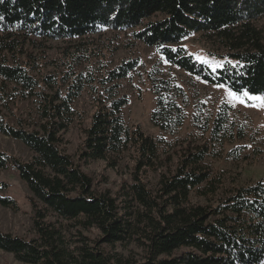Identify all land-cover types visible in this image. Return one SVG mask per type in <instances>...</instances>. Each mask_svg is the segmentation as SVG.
<instances>
[{
	"label": "trees",
	"instance_id": "1",
	"mask_svg": "<svg viewBox=\"0 0 264 264\" xmlns=\"http://www.w3.org/2000/svg\"><path fill=\"white\" fill-rule=\"evenodd\" d=\"M263 19L264 0H0V133L33 154L22 161L0 151V171L12 167L27 185L34 231L32 238L0 231V251L24 264H264V181L213 199L204 165L211 151L188 145L177 166L162 173L155 188L148 186L146 177L160 169L167 141L126 123L130 100L113 85L130 79L138 61L110 71L102 67L107 91H87L95 79L83 80L76 71L89 60L80 43L71 47L75 51L66 49L65 72L45 73L44 67L48 42L72 44L107 31H131L132 39L172 66L213 85L261 95ZM195 32L224 50L225 70L213 73L187 53L181 43ZM29 43L40 53L34 55ZM160 73L156 66L150 73L152 123L172 137L185 125L188 98ZM84 94L93 98L95 110L73 156L64 136L78 119L75 104ZM19 102L32 104L36 116L12 125L6 112ZM234 115L227 103L215 115L199 107L193 127L204 128L213 144L229 146L246 136ZM243 150L236 147L227 158L239 161ZM130 151L132 184L116 196L99 190L86 166ZM6 188L0 182V191ZM193 194L215 205L195 202ZM0 204L19 211L12 197L0 195Z\"/></svg>",
	"mask_w": 264,
	"mask_h": 264
},
{
	"label": "rangeland",
	"instance_id": "2",
	"mask_svg": "<svg viewBox=\"0 0 264 264\" xmlns=\"http://www.w3.org/2000/svg\"><path fill=\"white\" fill-rule=\"evenodd\" d=\"M262 23L264 24V19ZM76 43H80L82 49H87L86 54L89 56V60L76 71L84 74L83 80L89 82L95 79L93 82L87 83V91H107L110 87L106 84V72L102 73V67L105 66V69L110 71L122 62L138 61L139 66L130 79L118 81L113 85H117L118 91H121V94L126 95L130 100L129 105L123 111L126 123L130 126H140L147 136L163 137L167 141L168 148L165 150L167 153L161 157L164 160L160 169L146 177L149 187L155 188L160 175L177 166L183 155L181 151L186 149L188 145H207L211 151L204 165L211 175V183L208 187L215 193L213 199L220 200L236 188L264 181V109L243 105L233 107L228 102V96L224 89L218 88L217 85L210 84L201 78L197 79V76L165 63V59L154 48L147 47L132 39L131 31H107L98 36L88 37L82 42L75 41L72 44L48 42L46 44L48 50L44 66L45 73L60 75L65 72L68 63V59L65 57L66 49L71 48ZM181 44L193 58L199 55L226 62V58L222 57L225 55L224 50L204 39L200 32L193 33ZM29 46L32 47L31 51L34 55L40 53L39 46H34L32 43L27 45L28 48ZM71 51H75V48H71ZM154 66L161 71V78H173L176 84L187 94L185 125L176 136L162 135L161 131L152 123L156 101L150 73ZM223 103H227L235 109L234 118L244 127L246 133L243 140H238L225 147L224 144H213L204 128L193 127L194 116L199 107L204 109L207 114L215 115ZM75 109L79 114L78 119L64 136L67 150L73 156H77L83 138V129L90 122L91 115L95 110V102L89 94H84L75 104ZM6 115L10 123L16 125L18 120L22 122L32 121L36 113L32 104L19 102L13 106L11 112H6ZM236 147H245L243 157L239 161L227 158V153ZM0 151L22 161H29L33 156L25 144L1 133ZM134 169L135 157L130 151L120 157L111 158L108 162L90 163L86 166L85 171L94 179L99 190L107 191L116 196L125 184H132ZM0 182L7 185L6 190L0 191V195L12 197L17 201L19 207V211L15 212L0 204V231L32 238L34 236L33 207L30 201L32 194L27 185L12 167L0 171ZM193 200L211 206L215 205L214 200L202 199L195 194H193ZM0 264L24 263L15 260L12 255L0 251Z\"/></svg>",
	"mask_w": 264,
	"mask_h": 264
},
{
	"label": "snow or ice",
	"instance_id": "3",
	"mask_svg": "<svg viewBox=\"0 0 264 264\" xmlns=\"http://www.w3.org/2000/svg\"><path fill=\"white\" fill-rule=\"evenodd\" d=\"M173 51H176L173 49ZM194 59L208 67L213 73H216L220 70L226 69V64L224 61L215 60V59H208L202 56H195ZM165 63H168V60L165 59ZM227 66H230L232 68L238 67V62L233 61H227ZM197 79H200L197 77ZM218 88L224 89L228 96V102L233 106L236 107L237 105H243L245 107H255L264 109V95H256L248 90L240 91V90H234L226 88L223 84L217 85Z\"/></svg>",
	"mask_w": 264,
	"mask_h": 264
}]
</instances>
